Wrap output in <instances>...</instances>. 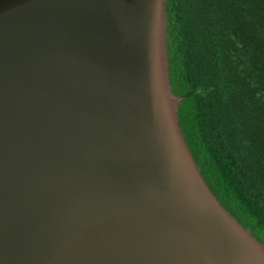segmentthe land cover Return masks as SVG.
Returning <instances> with one entry per match:
<instances>
[{
    "label": "water",
    "instance_id": "95a60500",
    "mask_svg": "<svg viewBox=\"0 0 264 264\" xmlns=\"http://www.w3.org/2000/svg\"><path fill=\"white\" fill-rule=\"evenodd\" d=\"M164 0H0V264H264L208 189Z\"/></svg>",
    "mask_w": 264,
    "mask_h": 264
},
{
    "label": "trees",
    "instance_id": "16d2710c",
    "mask_svg": "<svg viewBox=\"0 0 264 264\" xmlns=\"http://www.w3.org/2000/svg\"><path fill=\"white\" fill-rule=\"evenodd\" d=\"M169 82L208 189L264 243V0H164Z\"/></svg>",
    "mask_w": 264,
    "mask_h": 264
}]
</instances>
